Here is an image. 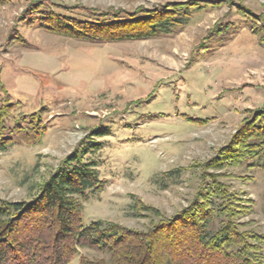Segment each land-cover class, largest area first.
Returning <instances> with one entry per match:
<instances>
[{
    "label": "rangeland",
    "instance_id": "1",
    "mask_svg": "<svg viewBox=\"0 0 264 264\" xmlns=\"http://www.w3.org/2000/svg\"><path fill=\"white\" fill-rule=\"evenodd\" d=\"M169 6L187 8L185 26L110 43L51 34L33 14L111 18ZM261 111L264 0H0V134L12 142L0 152V201H30L95 141L104 188L83 204L85 225L146 232L215 177L247 206L240 224L264 238V146L225 162Z\"/></svg>",
    "mask_w": 264,
    "mask_h": 264
},
{
    "label": "trees",
    "instance_id": "2",
    "mask_svg": "<svg viewBox=\"0 0 264 264\" xmlns=\"http://www.w3.org/2000/svg\"><path fill=\"white\" fill-rule=\"evenodd\" d=\"M165 9L87 19L50 11L38 15L36 9L33 14L38 27L51 34L110 43L148 40L187 24V13L178 16L186 7ZM236 137L225 162L254 158L264 146V112ZM10 145L11 138L0 134V152ZM101 151L99 142L90 141L70 154L30 201H0V264H70L77 257L78 264H264V238L240 224L247 206L212 176V184L187 207L146 232L102 221L85 225L83 204L104 188L99 162L92 158ZM80 250L99 257L79 255Z\"/></svg>",
    "mask_w": 264,
    "mask_h": 264
}]
</instances>
